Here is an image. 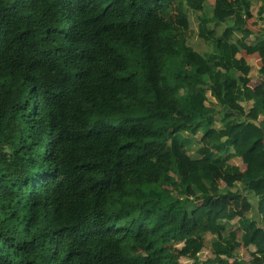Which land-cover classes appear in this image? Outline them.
I'll return each instance as SVG.
<instances>
[{
    "label": "trees",
    "instance_id": "trees-1",
    "mask_svg": "<svg viewBox=\"0 0 264 264\" xmlns=\"http://www.w3.org/2000/svg\"><path fill=\"white\" fill-rule=\"evenodd\" d=\"M252 9L0 0V264H200L203 249L209 263L264 261V95L247 58L259 54L264 89V27L249 43ZM188 11L201 12L197 31ZM201 225L211 238L193 237ZM183 241L178 259L170 246ZM242 244L253 259L231 262Z\"/></svg>",
    "mask_w": 264,
    "mask_h": 264
},
{
    "label": "rangeland",
    "instance_id": "rangeland-1",
    "mask_svg": "<svg viewBox=\"0 0 264 264\" xmlns=\"http://www.w3.org/2000/svg\"><path fill=\"white\" fill-rule=\"evenodd\" d=\"M213 1V0H212ZM189 13H187V16L183 17L184 19L183 20H186L187 18L189 19V24H190V27L191 29H195L197 31L198 29V24H199V21L197 19V15L200 14L201 12H195V11H188ZM179 13H180V9L178 8V5L177 3L175 2L174 3V7H173V12H172V20L174 22H177L178 20H180L179 18ZM255 19H257V17H254L251 19V22H253ZM187 22V21H186ZM231 22L230 20H228V22H225L224 25H222L221 27H224L226 28L228 26V23ZM259 21H257L256 23H258ZM185 23V22H184ZM250 23V22H249ZM249 26V24H248ZM220 27V31H223L224 29ZM219 28V26H218ZM247 28H250V27H247ZM240 38H242V34H238V36H240ZM249 42H253L254 40L251 38V39H248ZM192 44H193V48L194 49H198L199 51L201 52H205V51H209L211 50V44L208 43V42H205V41H202L201 39H199L198 37H194L193 40H192ZM249 62L253 65V71L251 72L250 75L257 73L256 70L258 68V63H259V60L257 57H249ZM202 135H199L197 139V141L199 142L200 139H201ZM203 142H206L207 143V137H204L203 138ZM197 145V146H196ZM194 147L195 149V152H194V155H196L197 153V148H198V145L199 144H196ZM220 182L222 181V178L220 177ZM226 183V181H223L221 182L222 185H224ZM164 199L165 201H168L170 200V197L172 194H174V192L172 191V188L171 186L167 185L165 186L164 188ZM231 206H233L234 204V201L233 202H230ZM234 208V207H233ZM229 214L231 215V212H229ZM238 216H235L234 217V221L235 219L237 218ZM198 235H201L205 238H211L212 235L211 233L208 231L207 229V226L206 225H201L196 231L195 233L193 234V237H197ZM185 241V240H184ZM181 242V243H178L176 245H172L170 246V249L172 251V253L178 258L180 259V253L182 251V249L184 248V245H186L185 242ZM253 251L251 250V248L249 247H245L244 245L240 246L237 248V250L235 251L234 253V257L231 259V262L236 258V259H239L241 261H244V262H247V261H251L253 259V255H252ZM214 255L212 254V252L209 250V249H203L200 254H199V263L200 264H218L217 262H213V263H209L208 261L211 260V259H214ZM181 261L182 262H185L187 264H196L193 260H189V259H185V258H181ZM256 264H264V261L262 259H257L256 260Z\"/></svg>",
    "mask_w": 264,
    "mask_h": 264
},
{
    "label": "crops",
    "instance_id": "crops-1",
    "mask_svg": "<svg viewBox=\"0 0 264 264\" xmlns=\"http://www.w3.org/2000/svg\"><path fill=\"white\" fill-rule=\"evenodd\" d=\"M215 2H216V0H211V4H213V5H215ZM259 6H260V4L259 3H257L255 0H253V9H252V12L250 13V15H249V26H247V27H250V28H245V30L247 31V30H249V31H252V33H254V35H252L251 36V38L254 40L253 42H249V43H252V44H255L256 43V39L258 38V32L260 31V29L262 28V27H264V20H260L259 19V17H258V9H259ZM254 17H257V19H255L253 22H251V19L252 18H254ZM257 21H259L258 23H256ZM225 23H222L220 26H219V28L218 29H220V27L222 26V25H224ZM228 27V26H227ZM226 27V28H227ZM221 28H223L224 30L226 29V28H224V27H221ZM223 30V31H224ZM251 38H249V39H251ZM242 40H245V38L244 37H242L241 38V41ZM241 54H244V55H246L245 54V52L244 51H242L241 52ZM249 57H252V58H254V57H257L258 58V60H259V63H258V68H260V66H261V58H260V56H259V54H253V55H247V58L249 59ZM258 68H257V70H258ZM256 70V72L257 73H255V75L254 74H252V75H250V78H251V81H250V83L248 84L249 86H251L253 89H254V91L256 92V94L258 95V96H262V95H264V89H263V85H262V76L261 75H259V73H258V71ZM242 79H243V77H242ZM254 111H253V116H254ZM259 121H264V115H260V117H259ZM207 143H208V141H207ZM206 142H203V144H207ZM232 162L234 163V164H237V165H240L241 167H242V169L244 170L245 169V165L243 164V162L241 161V159H239V158H236V159H233L232 160ZM223 181H225V180H223L222 179V181L221 182H223ZM227 183V182H226ZM225 183V184H226ZM224 184V185H225ZM238 184H239V186H240V191H241V193H243L244 194V196H247V197H249V199H250V201L254 204V203H256L257 202V198H256V195L254 194V193H249V190L247 189V186H245V185H243V184H241V183H239L238 182ZM231 202H233V201H231ZM237 203L239 204L240 203V201L239 202H234V206H236L237 205ZM242 210L244 211V209H243V206H242ZM241 215L239 214L238 215V217L235 219V223L237 222V220L239 219V217H240ZM242 245H244L245 247H249V248H251V250L254 252V251H256V247L255 246H253V245H246V244H242ZM241 245V246H242ZM240 247V246H239Z\"/></svg>",
    "mask_w": 264,
    "mask_h": 264
}]
</instances>
